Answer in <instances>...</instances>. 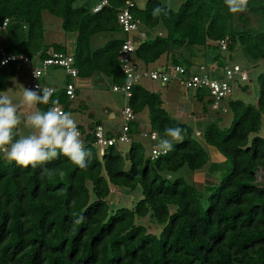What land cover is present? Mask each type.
<instances>
[{"label": "trees", "instance_id": "trees-1", "mask_svg": "<svg viewBox=\"0 0 264 264\" xmlns=\"http://www.w3.org/2000/svg\"><path fill=\"white\" fill-rule=\"evenodd\" d=\"M77 1L0 0V24L7 20L0 45L6 55L43 60L52 50L72 57L77 78L99 73L112 87L121 86L125 75L119 53L131 37L119 26L118 15L127 9L138 32L144 34L143 38L138 35L142 41L136 44L134 54L138 69L140 64L147 66L165 56L169 65L188 71L201 59L208 66L199 65L220 78L219 70L229 61L216 45L221 40H226L225 52L239 45L251 61L264 59V0H249L247 10L235 14L228 11L224 0H184L177 11L158 0H146L143 9L134 0H86L75 6ZM102 2L106 4L94 12ZM157 5L166 7L168 15L153 17L151 10ZM43 12L59 18L64 33L76 35L72 54L62 44L45 43ZM160 24L164 36L147 39L148 31ZM100 34L120 36L91 50L92 38ZM1 61L0 54L3 93L23 68L14 62L1 65ZM53 70L65 74L59 68L49 71ZM236 82L239 87V80ZM257 83L256 106L239 100L224 104V99L220 111L214 112L220 115L230 110V126L222 129L217 116L195 132L231 164L219 183L205 181L204 193L181 178L168 179L167 175L184 166L193 172L204 168L209 157L193 139V129L170 118L160 95L139 83L131 87L127 106L134 115L145 108L149 112L150 129L158 137L150 139L149 157L139 142L131 143L125 158L115 145L99 155L92 134L97 123L86 130L77 126L91 153L87 169L61 155L43 166L53 170V175H41L40 167L22 168L4 160L0 151V264H264V184L257 180V173H264V72ZM54 87L57 91L49 103L36 104L37 110L44 112L53 106L68 110L71 101L62 87ZM195 93L200 101L208 95L204 89ZM138 125L137 118L128 123V138L140 134ZM176 125L186 130L184 141L174 143V150L166 156L154 158L152 151L159 138H166L165 127ZM14 131V139H18ZM111 188L130 192L140 188L143 197L131 209L110 211L107 199ZM79 216L84 220L77 224ZM147 216L161 226L158 236L136 223Z\"/></svg>", "mask_w": 264, "mask_h": 264}, {"label": "rangeland", "instance_id": "rangeland-1", "mask_svg": "<svg viewBox=\"0 0 264 264\" xmlns=\"http://www.w3.org/2000/svg\"><path fill=\"white\" fill-rule=\"evenodd\" d=\"M103 0H93V2H101ZM163 6L170 8L173 11H177L184 0H158ZM86 0H80L75 3V6H82ZM136 6L140 9L145 7L146 0H134ZM88 5L89 1H88ZM42 21L44 26V41L46 44L59 43L66 47L67 53L72 54L75 48V38L74 33H64L61 29V20L56 18L47 12H43ZM149 35L147 39H153L156 35L163 37L165 34V29L163 25L155 27L153 30L148 31ZM120 36L100 34L96 35L91 40L90 48L95 50L102 46L109 38ZM135 44H138L142 39L138 38L136 33H131ZM221 55L229 60L227 65H238L243 72L248 76L246 82L239 81V87L232 85L231 92L224 100V104L228 101L239 100L245 105L256 106L257 96H258V83L257 78L260 74L264 72V59L258 62H253L247 58L241 46L237 45L235 49L231 52H223ZM166 57L162 56L155 63L143 66L142 69L151 71L158 68L160 64L166 63ZM195 66L204 63L201 59H196L194 61ZM205 64V63H204ZM208 66V64H205ZM169 66V64L167 65ZM219 73V72H218ZM49 75L46 79H39V83L45 80L48 85H52V77L58 79L57 84L59 87H63L64 83L67 81L66 75L62 72L49 71ZM53 74V75H52ZM220 74V73H219ZM31 77L26 70H22L21 73L16 75L7 87L6 91L0 93V95H8L14 103L19 104L18 116L20 117L21 123L17 127V136H26L32 134L35 130L30 128L26 124V118L33 112L37 111L35 105L28 107L23 104V91L30 85ZM74 83L77 87V95L66 111L71 113L73 119L77 122V126L81 129L86 130L87 126L91 124L100 123L101 127L106 134L109 132L111 136L118 139L119 136L123 134L122 128L124 125V119L121 116V110L127 106L128 100L123 96L121 92H113L112 84L103 75L96 73L94 76L88 79H75ZM139 84L146 90L159 94L161 99L164 101V108L167 111L168 116L172 119H176V111L180 105H183L185 115L190 117L186 119H179L178 121L186 124L193 129V139L196 140L205 152L208 154L209 162L208 164L198 170L191 171L186 166L182 167L177 172L171 173L168 179L175 180L177 178L183 179L188 185L194 186L199 192L204 193L207 186L205 181H212L214 183H219L222 177L226 175L231 170V164L229 161L225 162V157L221 156L219 158H212L208 147L203 143L201 137L196 136L195 132L200 131L196 127L192 118L193 116L202 113L205 108L211 111L210 104L208 103L209 96L205 95L202 101L198 100L195 96V91H188L183 89L175 80L162 86L159 81H152L149 78H143L139 81ZM29 89V88H28ZM213 111V110H212ZM110 112L114 114L111 118ZM135 117L141 127L139 135H133L129 137L128 142H119L117 140L115 147L117 151L125 158L126 154L130 148L132 142H139L143 145L145 149V156H151V142L150 134H155L150 129L149 122V112L147 108L142 110L140 113L136 114ZM219 125L222 129L228 128L232 121V113L228 110L227 113H220ZM207 126V125H206ZM147 131L146 136H143V132ZM264 136V131L261 132ZM168 138V137H166ZM177 143V142H174ZM1 155L7 162L10 160L7 158L5 152L1 151ZM264 173L259 171L257 173V180L264 184ZM143 197L141 189L137 188L136 191L130 192L125 188L114 189L111 188L110 196L107 199L110 211H114L119 207H127L131 209L134 204ZM136 223L149 228L148 232L154 235H159L161 231V226L155 221L149 219V216L141 219H137Z\"/></svg>", "mask_w": 264, "mask_h": 264}, {"label": "clouds", "instance_id": "clouds-1", "mask_svg": "<svg viewBox=\"0 0 264 264\" xmlns=\"http://www.w3.org/2000/svg\"><path fill=\"white\" fill-rule=\"evenodd\" d=\"M248 2L249 0H224L228 11L234 14L245 12ZM151 15L153 17L167 16L168 9L157 5L151 10ZM34 75L37 78L38 74L34 73ZM131 83L130 77L129 87H131ZM52 93V89L42 88L40 84H37L34 89L24 88L23 104L28 107L38 103L48 104ZM54 104H58V101H55ZM18 109L19 104L14 103L8 95H0V151L5 152L10 161H14L22 168L40 167L41 175L49 176L53 175V170L43 166L61 155L80 169H87L90 166L91 153L81 141L77 122L71 113L63 111L58 106H53L44 112L37 110L26 118V124L35 131L14 139L16 135L14 130L21 123L17 114ZM185 131L178 125L165 127L164 136L168 138H159L152 156L158 159L172 152L175 147L174 142L182 143L184 141ZM152 138L155 140L158 137L154 134ZM83 220L84 217L79 216L75 223L79 224Z\"/></svg>", "mask_w": 264, "mask_h": 264}, {"label": "built area", "instance_id": "built-area-1", "mask_svg": "<svg viewBox=\"0 0 264 264\" xmlns=\"http://www.w3.org/2000/svg\"><path fill=\"white\" fill-rule=\"evenodd\" d=\"M105 4L106 2H102L93 11H97L102 5ZM126 5L131 6L129 2H127ZM118 24L123 28L125 32L129 33V35L131 33H136L141 38L144 37V34L138 32V26L132 19L127 9L120 11L118 15ZM6 25L7 20L3 21L0 24V33L5 30ZM216 45L219 47L221 53L226 51V40H221L217 42ZM135 50L136 44L133 42V40H131V38H127L124 41L119 53L121 69L125 75V83L121 86L112 87L113 92H121L126 99L130 98L131 96V87L134 84L139 83V81L143 78H149L152 81H159L163 85H166L175 80L183 89L188 91H197L199 89L206 90L208 92L209 98L212 101L210 104L211 109L213 111H220V105L231 92L232 85L237 86L236 80L238 79L241 82L248 80V76L241 70L238 65L229 66L226 64L221 68V70H219V73L222 75V77L220 78L214 77L213 73H208L206 71V68L202 65L193 66L188 71L177 65H171L169 67L151 71L141 69L140 67L138 69L134 65ZM0 54L2 56L1 65L7 64L8 62H14L29 73L31 77L30 85H27V88L29 89H34L37 84H40L42 88L47 87L52 89L53 93L56 92V87L42 85L41 83H39V79L45 77L48 74V71L52 68H59L64 70L65 75L70 78V80L66 81L61 89L68 97L69 101H73L75 99L76 87L73 83V80L78 77V73L76 69L71 66L73 62L72 57L54 53L52 50H49L47 51V58L43 60L34 59L31 61L28 57L23 55H6L1 45ZM34 73L38 74V79L35 77ZM130 77L132 80L131 87L128 86ZM222 112H225V109H223ZM121 116L124 119V125L122 128L123 134L119 136L118 139H115L113 137H106V134L104 133L102 127L99 125L95 126L92 134L94 136V143L95 146H97L99 155L103 154V151L106 147L115 145L117 140L119 142H128V123L135 121L136 117L128 106L124 107L121 110ZM79 132L81 134L80 139H82L84 134L81 130H79ZM146 134L147 131L143 132L142 135L146 136ZM196 134L198 135V133ZM153 135L154 134H150L151 140H154L152 138Z\"/></svg>", "mask_w": 264, "mask_h": 264}, {"label": "crops", "instance_id": "crops-1", "mask_svg": "<svg viewBox=\"0 0 264 264\" xmlns=\"http://www.w3.org/2000/svg\"><path fill=\"white\" fill-rule=\"evenodd\" d=\"M165 60H166V63L160 64L157 69H162V68H164L165 66H167L169 64V61H168V58L167 57H166ZM142 67H143V65L140 64V68L141 69H142ZM59 71L60 70H53V72H59ZM55 78L56 77H52V79H51L52 80V85H48L45 80L42 81V84H45L46 86H59L57 84L58 79L56 78V81H55ZM44 79H46V77ZM73 83H74V80H73ZM74 85L76 87V84L75 83H74ZM162 86H166V85H163L162 84ZM76 90H77V87H76ZM76 95H77V93H76ZM195 95H196V93H195ZM163 106H164V101L162 100V108L166 111V109ZM109 114L111 115L110 116L111 118L114 117V114L112 112H110ZM217 116H220V115H216V113L214 111H212V110L211 111H208V110H206L204 108L203 109V112L202 113H199V114H197L195 116H193L192 120H193L194 124L196 125V127L199 128L200 130H202V129L205 128L206 125H208L209 123L214 122L217 119ZM176 118H177V120L190 118V117H188V116L185 115L183 105H180L179 108L177 109V111H176ZM97 124L99 126H101L100 123H97ZM91 125H89V126H91ZM87 128H88V126H87ZM138 130H139V132L141 130V127L139 125H138ZM106 135L112 137L109 132H107ZM208 151H209V153H210V155H211L212 158H219L220 157V154L214 148L208 147Z\"/></svg>", "mask_w": 264, "mask_h": 264}]
</instances>
